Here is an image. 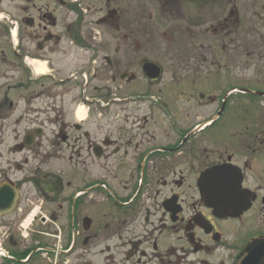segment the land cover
<instances>
[{
    "label": "flooded vegetation",
    "instance_id": "af4514ba",
    "mask_svg": "<svg viewBox=\"0 0 264 264\" xmlns=\"http://www.w3.org/2000/svg\"><path fill=\"white\" fill-rule=\"evenodd\" d=\"M165 25L181 46L141 44ZM250 91L264 0H0V264H240L264 237Z\"/></svg>",
    "mask_w": 264,
    "mask_h": 264
},
{
    "label": "water",
    "instance_id": "95a60500",
    "mask_svg": "<svg viewBox=\"0 0 264 264\" xmlns=\"http://www.w3.org/2000/svg\"><path fill=\"white\" fill-rule=\"evenodd\" d=\"M213 171V170H212ZM212 171L208 172L211 173ZM207 198V205L213 207L216 212L220 215L223 216H228L229 210L226 207L228 206V203L222 205L221 204V199H214L210 198L209 196ZM228 199H226L227 201ZM261 248H264V238L263 237H258L255 238L246 248H245V256L241 261V264H250L254 259L252 257L253 254H259L262 252Z\"/></svg>",
    "mask_w": 264,
    "mask_h": 264
},
{
    "label": "rangeland",
    "instance_id": "374dc122",
    "mask_svg": "<svg viewBox=\"0 0 264 264\" xmlns=\"http://www.w3.org/2000/svg\"><path fill=\"white\" fill-rule=\"evenodd\" d=\"M156 25H159L158 23L155 22ZM163 24V23H160ZM169 24V23H168ZM175 25V24H174ZM168 27L165 26H159L157 27V33L155 37H145V38H141V44L143 45H177V46H181V44L183 43L182 41V37L180 35V33H177L176 35V39L173 43H169L165 38L163 33H165V29H167ZM179 32H181L180 29H178Z\"/></svg>",
    "mask_w": 264,
    "mask_h": 264
}]
</instances>
